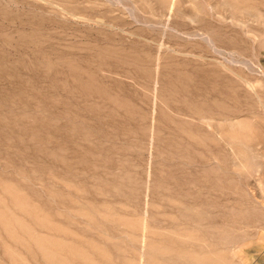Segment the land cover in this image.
<instances>
[{"label": "rangeland", "instance_id": "obj_1", "mask_svg": "<svg viewBox=\"0 0 264 264\" xmlns=\"http://www.w3.org/2000/svg\"><path fill=\"white\" fill-rule=\"evenodd\" d=\"M263 206L264 0H0V264H264Z\"/></svg>", "mask_w": 264, "mask_h": 264}, {"label": "bare ground", "instance_id": "obj_2", "mask_svg": "<svg viewBox=\"0 0 264 264\" xmlns=\"http://www.w3.org/2000/svg\"><path fill=\"white\" fill-rule=\"evenodd\" d=\"M263 165V164H262ZM255 167V166H254ZM253 172V171H252ZM262 205H263V203H262ZM264 207V206H263ZM246 264V263H245Z\"/></svg>", "mask_w": 264, "mask_h": 264}]
</instances>
